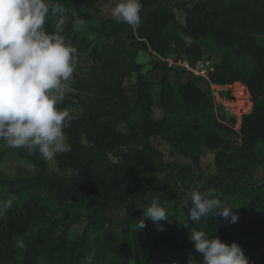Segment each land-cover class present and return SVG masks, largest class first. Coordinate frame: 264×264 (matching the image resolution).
Segmentation results:
<instances>
[{
  "label": "trees",
  "instance_id": "obj_1",
  "mask_svg": "<svg viewBox=\"0 0 264 264\" xmlns=\"http://www.w3.org/2000/svg\"><path fill=\"white\" fill-rule=\"evenodd\" d=\"M99 1L58 0L69 14L66 38L78 50L75 71H87L67 84L79 94L66 95L58 105L74 116L64 129L71 151L55 157L57 167L71 170V175L50 173L38 151L8 148L0 141V161L16 154L35 170L16 180L0 178V195L14 197L12 208L0 218V264H188L189 256L199 264L202 258L188 239L192 228L235 242L249 264H264V0H140L138 28L101 19L93 28L100 42L93 45L87 36L72 31L71 13L84 22L92 20L90 10ZM175 9L182 13V22ZM54 21L49 18L46 30H54ZM129 33L136 35L139 49L162 59L154 63L164 72L156 85L128 48ZM80 53L88 54L91 63L82 64ZM167 58L189 66L210 60L208 77L219 96L230 97L236 81L247 87L253 106L242 117L238 133L206 114L213 110V99L196 79L171 82L174 68L163 60ZM242 62L250 63L247 70ZM132 73L135 92L130 95L124 81ZM155 109H162V116L156 117ZM194 112L205 114V119L191 118ZM183 118L198 130L199 146L192 134L174 130L175 121ZM233 134L236 143L230 139ZM153 138L190 162L166 159ZM203 149L214 154L216 173L201 180ZM259 168L263 176L254 182ZM165 173L172 175L171 182H186L190 189L162 204L171 220L161 222L164 231L147 224L137 230L144 210L139 204L162 188L157 176ZM194 189H215L223 203L239 206L232 209L238 221L218 216L190 221L189 194ZM114 204L124 208L121 232L105 226ZM78 224L83 227L75 231ZM90 226L105 227L92 234Z\"/></svg>",
  "mask_w": 264,
  "mask_h": 264
},
{
  "label": "clouds",
  "instance_id": "obj_2",
  "mask_svg": "<svg viewBox=\"0 0 264 264\" xmlns=\"http://www.w3.org/2000/svg\"><path fill=\"white\" fill-rule=\"evenodd\" d=\"M140 0H116L110 10L117 23L138 28L141 23ZM50 17H55L54 30H46ZM69 14L58 0H0V141L8 148L36 151L46 160L71 151L64 129L74 116L58 108L66 96V88L77 65V48L66 38ZM84 20L71 13L73 32H79ZM188 219L199 222L220 217L231 223L238 215L220 199L215 189L192 190ZM14 197L0 200V218L12 208ZM137 230L150 219L158 231L161 222H171L167 209L158 198L143 207ZM183 223V222H182ZM188 227L186 223H183ZM189 228V227H188ZM189 241L202 260L199 264H249L242 247L228 244L204 230L189 229ZM21 248L23 242H19ZM188 264H198L189 256Z\"/></svg>",
  "mask_w": 264,
  "mask_h": 264
},
{
  "label": "rangeland",
  "instance_id": "obj_3",
  "mask_svg": "<svg viewBox=\"0 0 264 264\" xmlns=\"http://www.w3.org/2000/svg\"><path fill=\"white\" fill-rule=\"evenodd\" d=\"M176 1L177 0H166L165 4H173ZM115 3H116V0H100L96 4V9L90 10V13L94 15V18L84 23V25L82 26V29L79 31V35L87 36L89 39L92 40L93 45L96 44L97 42H100V38H98L93 28H95L98 25V22L101 19L112 18L110 15V10L114 6ZM175 14L178 17L179 21L182 22L183 21L182 13L175 9ZM184 38L187 42L191 41V39L186 36H184ZM126 39L128 43V48L135 52V61L142 64V72L145 74L147 79L151 80L156 85L160 76L164 72L162 70L155 69L154 63L158 60L161 61L162 59L156 53H152L150 51L139 49L138 40L134 33H129L126 36ZM207 45L209 46L210 44L207 43ZM78 59L84 65H88L91 63V58L88 56V54L80 53L78 54ZM168 65L174 68V70H172L169 73L171 82L174 85H178L184 82L188 78H193V79H196L198 83L210 95L211 93L210 85L206 78L202 77L201 75L197 77L192 76V73L190 71L188 72L187 69L181 64L173 65L172 59H168ZM210 65H212V63ZM240 65L243 70H247L248 67L250 66V63L242 62ZM86 72L87 71H74L72 78L85 75ZM135 77H136V74L132 73L131 76L125 78V81H124V86L126 88V91L130 95L134 94L135 92ZM64 86L66 88V95L73 97L74 95L79 94L77 90L69 87L67 84ZM154 90H156V88H154ZM236 92L239 93V90L237 89ZM217 97H219L220 100L223 99L222 96L217 95ZM220 100L216 99L215 104L213 106V110L208 111V112L206 111L207 112L206 114L209 113L215 120L222 122L224 124V123H227V120L225 118L227 114L226 110L228 106H230L229 104L231 103L229 101H225L223 102V107H222V103H220ZM74 111L77 112L78 108L77 109L75 108ZM162 114H163L162 109L154 110V115L156 117H160L162 116ZM197 116L199 117V119L197 118L195 120H200L201 122L206 117L205 114L200 113V112L199 113L194 112L192 113L190 117L192 118V117H197ZM239 124L240 122L237 120L236 126L238 127ZM173 128L176 132H179L182 130V131H187L188 133L192 134L193 135L192 139L195 141L196 147L199 146L198 130L194 128V125L192 124L191 120H189L188 118L179 119L175 121V123L173 124ZM120 129L122 131H125L124 125H121ZM230 139L234 143L238 142V137L235 134L231 135ZM152 141L159 149H161L164 152L166 159H177L183 163L190 162L189 158L175 153L174 151L170 149V147L168 146L166 142L161 141L159 138H153ZM43 159L45 160L47 164V168L50 173L60 175L65 178L71 175L72 173L71 170L64 171V170H60L57 167L55 158L51 160H46L45 158ZM34 173H35V170L33 166H31L28 162L22 161L16 154H10L4 160L0 161V178L16 180L21 177L33 175ZM215 173H216V166L214 163V154L206 149H203L201 158H200V167L198 168V174L200 175L201 180H204L205 177L215 174ZM262 176H263V172L259 168L253 175L254 182H258L259 180H261ZM171 180H172V175L168 173L158 175L157 181L162 186V188L158 191L150 192L140 202L139 206L143 208V207H146L147 205H150L151 201L154 198H158L161 205L166 204L167 202H170V200L172 201L178 195H184L185 193L189 191L190 186L188 185V183L183 182V181L182 182H171ZM0 197L3 200V199L9 198L10 196L7 193H3L0 195ZM167 212L169 215L170 211L167 210ZM146 224L148 226L156 227V225L153 224V222L150 219H146ZM105 226L113 228L121 232L124 226V208L122 205L114 204L109 207L108 223ZM105 226H90L89 230L92 234H94L98 230L104 228ZM82 227H83L82 224H78L75 226L74 230L77 231L81 229ZM171 264H174V263H171Z\"/></svg>",
  "mask_w": 264,
  "mask_h": 264
},
{
  "label": "built area",
  "instance_id": "obj_4",
  "mask_svg": "<svg viewBox=\"0 0 264 264\" xmlns=\"http://www.w3.org/2000/svg\"><path fill=\"white\" fill-rule=\"evenodd\" d=\"M168 59L171 58H167L163 60L168 61ZM172 63L173 65L181 64L187 69L188 72L190 71L192 73V76L194 77L201 75L202 77L206 78L210 85V92H211L210 96L213 99V103L215 104L216 99L220 100V98L217 97L218 93L214 89L208 77V72L210 69H212V65H210L211 63L209 60L198 61L194 66H189L186 61L172 60ZM237 89L239 90V93L236 92ZM222 98L223 99L220 100V103H222V107H223V102L225 101H229L231 104H229L230 106H228L226 110L227 114L225 113L226 114L225 118L227 120V123L223 124L222 122L219 121L218 122L222 125V127H229L238 133L241 126L242 117L245 114L249 113L253 106L250 93L247 87L243 83L236 81L233 83L231 87L230 97L227 98L222 97ZM231 119H234V123L230 122ZM237 120L240 122L238 127L236 126Z\"/></svg>",
  "mask_w": 264,
  "mask_h": 264
}]
</instances>
